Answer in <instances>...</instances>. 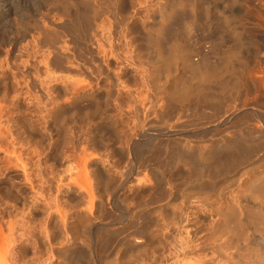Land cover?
Instances as JSON below:
<instances>
[{
  "label": "rangeland",
  "instance_id": "374dc122",
  "mask_svg": "<svg viewBox=\"0 0 264 264\" xmlns=\"http://www.w3.org/2000/svg\"><path fill=\"white\" fill-rule=\"evenodd\" d=\"M183 1H186V4L181 7ZM191 1L193 0H0V106L7 104L8 101L10 103L11 100L17 102L14 110V127H16L19 138L25 145L43 154V166L49 171H53L55 181L65 179L69 180V182L66 181L67 183L76 184L79 187L83 185L85 178H81L76 173L69 174L70 157L74 155V150L82 142L81 138L86 139L87 136L94 138L96 135L101 137L100 140L104 143V147H100L103 152H99L101 151L100 147V150L95 149L96 152L99 150V155L103 154L104 156L99 162L102 168L101 180L105 182V180L108 181V178L112 179L110 181L113 182V185L116 184L114 186L117 188L116 190L113 188L111 190V187L110 189L103 188L106 191L102 189L98 193L102 196L101 203L94 213L96 227L87 232L91 236L90 246L86 245L88 248L85 244L71 247L67 237L58 231L59 228L52 229L54 230L53 235H56L52 239V248L56 252L53 258L54 264H150L152 259H168L174 253L178 243V237L175 234L179 220L178 207L185 203V195L195 188L194 185L197 183L195 177L199 173L198 165L192 164L194 162L196 164L197 161H194V158L197 160V155L183 154L186 159L184 156L181 157L179 145L182 148L184 145L181 144L188 143L193 147L196 145L198 148L200 145L207 144L208 141H214V143L217 141L221 145L224 142L227 146L242 141L251 143L257 140V129H264V28H262L264 25L262 24V21L264 22V0H205V2L201 0L203 3L199 0L202 7L197 15V23H193L195 19L193 15L190 16L193 4ZM205 10L211 12L210 23L205 17ZM246 11H251L254 18L250 17L252 22L249 20L247 23L251 26L248 25L247 28L244 24L243 29L247 28L251 33L255 32L254 37L257 44L248 42L247 34H243V29H240L241 21L239 23V19ZM253 13L257 16H254ZM222 18L227 21L223 22ZM214 23H217L216 26ZM259 23L262 24V27H258L261 26ZM228 25L230 28L233 26L231 29L235 33V39L228 32L224 33L226 30L223 28ZM256 28L257 32L253 31ZM181 31L183 32L181 33ZM153 37L158 41L162 40L161 43L166 51L180 41L178 50L180 53L184 51L182 54H189L194 63L202 65L204 62L203 65L205 64L209 68L217 65L221 61L222 57L220 56H223V54L220 55V52L228 51L231 46L230 49L233 50L237 46L240 50L237 52H240L237 57H240L238 60L232 56V67L234 68L233 71H230L231 75L228 72L225 74L228 77L224 75L223 79L218 78L222 82L215 80L212 86L202 87L203 93L197 94L198 96L193 94L188 97L182 92L181 86L179 91L178 89L173 90L176 95L171 98L176 103L174 106L168 104L172 108L169 106V109L165 108L162 111L158 107L160 113L157 114L155 111L157 106L154 101L156 95L149 82L151 80L153 83L155 80L157 83L155 85L154 82L153 85L161 87L163 79H166V74L169 71L165 72L166 69L163 71V68L155 64L153 50L150 46ZM186 37L188 38L186 39ZM222 38L224 43L221 41ZM236 43L238 44L236 45ZM182 44L183 46H181ZM220 45H223V48L219 47ZM216 48L220 49V56L217 54L218 51H214ZM257 49L259 50L258 55L255 53ZM242 58L249 61L246 64L248 66L246 70L250 69L251 73L248 72V75L244 63L241 62ZM214 61L215 63H213ZM180 62L170 69V72L173 73L176 70L174 75L179 74V71L183 72L181 67L184 68V66H178ZM187 73L189 74V71ZM257 76L259 78H256ZM117 81L120 85L119 88H117ZM190 83L192 82L189 81V86L193 85ZM85 85L90 86V89L73 98V86ZM222 86H225V90ZM238 86L241 90L237 88ZM160 90L157 88L158 95ZM136 98L139 99V102ZM160 98L163 96L159 95L158 100L155 99L159 101L158 106L163 104ZM196 103L197 105H195ZM63 104L66 106L59 107ZM137 105H141L145 111L146 116H143L142 123L138 122L139 119L134 113ZM50 108L53 111L48 114L47 111ZM118 109L124 112L118 113ZM239 119L241 120L238 121ZM134 125L137 128H132V130L134 129V136L138 137L135 140H147L145 145L148 147L154 140V136L151 138L150 136L165 127H176L181 132L179 135H174L171 142L163 138L165 143L161 141L160 144H157V150L153 152L154 156H150L151 154L147 156L146 151L142 150L144 152L133 151L129 155L126 154L127 157H125L126 146L124 149L125 142L120 138L121 133H127L125 131H129L130 127ZM243 132L248 136L245 137ZM252 132H256V134ZM240 135L244 138H241ZM249 136L251 137L249 138ZM210 142L203 147L209 146ZM168 143L173 144L174 148H170L171 145ZM262 144L256 148L253 147L252 151L243 146L247 150L244 148L241 150L247 154L249 152L254 154V156L252 155L254 159H250L239 169L238 166L237 169L232 167L229 170L230 173L227 170L228 173L225 172L217 176L221 177L214 181V183L217 182L215 185L221 187V183L226 189V191L223 189L224 192L220 189L219 191L222 190L220 193L226 195L228 192L239 191V185L245 178L239 177L241 176L239 171L249 163L250 166L252 163L253 167L263 163L264 142ZM159 149L161 150L159 151ZM217 150L220 151H217V155H223L222 149ZM140 154L144 156V159L146 158L141 165V170L143 171L145 166L151 167V169L149 168L150 179L148 178L146 183L144 179H141L142 174L139 173L141 172L139 169L140 159L143 158L142 156L140 158ZM251 154L249 153L250 157ZM170 156L172 161L169 160ZM165 157L168 158L165 159ZM159 158L160 160H158ZM165 160L169 161H167V165H165ZM160 161L164 163L162 164ZM184 161L187 162V165L184 164ZM189 162H191L190 165ZM257 162L259 164H256ZM158 163H161L163 168ZM191 165L192 167H189ZM193 167L195 168L193 169ZM161 171L165 173V178ZM253 171L254 169L251 172ZM194 172L195 174H192ZM234 179L239 180L238 183ZM0 181H3L0 182V196H4L7 201L12 203H18L19 208L28 202L15 174L4 175V177L0 175ZM189 182L190 184H186ZM228 184L229 186L226 187ZM219 191L217 190V192ZM72 193L67 187L60 199L67 210L73 212L77 208H83L85 201L80 199L79 203V200H76L77 194L74 196ZM169 202L173 206H168ZM162 212L167 214L163 216ZM34 219L38 226L36 235H33L35 241H32L29 248L23 252L22 259H25V262L30 261V264H45L44 260L48 253L45 246H41L38 240L39 233L43 228L42 216L36 215ZM99 230L103 235L101 242L98 238L96 239ZM7 233L8 231L5 232V235ZM135 235L136 237L141 235L140 238L142 237L141 239L147 243L144 250L139 251L129 243ZM5 240L1 235L0 258L8 251L9 247L7 246H10L7 245L10 242L4 243ZM41 259H44L43 262L40 261Z\"/></svg>",
  "mask_w": 264,
  "mask_h": 264
},
{
  "label": "bare ground",
  "instance_id": "6f19581e",
  "mask_svg": "<svg viewBox=\"0 0 264 264\" xmlns=\"http://www.w3.org/2000/svg\"><path fill=\"white\" fill-rule=\"evenodd\" d=\"M193 1H191L193 4L189 3L190 1L188 2L189 4H192L191 5V7H192L191 13L192 14L190 16L192 17V15H193V18L196 20L198 18L197 15L199 13V10L202 7V3L205 2V0H202L203 2L200 0L202 3L198 2L199 0H196L195 2H193ZM185 2L184 1L182 3L180 2L182 4L181 7H184V4H186ZM186 6H188V5H186ZM221 8H223V7H221ZM205 11H206L205 17L207 18L208 23H210L211 16H212L211 12L209 10H205ZM256 13H257V11L255 12V14ZM203 14H205V13H203ZM255 14H254V16H257ZM226 15H228V14H226ZM215 17H216V15H215ZM250 17L251 18L253 17L251 11L250 12L246 11L242 15V17L240 16V19H239V23L241 21L240 29L241 28L243 29V27H245V26L247 27L248 25H250L247 23L250 20ZM223 18L226 19V17H223ZM223 18H222V21L226 22L227 20L224 21ZM227 18L229 20V17H227ZM195 20L193 23L198 22V19L196 21ZM199 22H200V20H199ZM212 23H213V21H212ZM200 24L203 25V23H200ZM200 24H198V25H200ZM214 24L216 26L217 23H214ZM244 24H245V26H244ZM262 24H264L263 21H262ZM262 24H260L261 26H258V27H262ZM191 26H192V24H191ZM186 27H187V25H186ZM189 28H191V27H189ZM201 28H202V26H201ZM201 28L199 27L200 30H201ZM231 28L229 27V25H228V27H224L223 29L226 30V32H224V33L228 32L229 34H231L233 36V39H235V37H234L235 33L233 32V30ZM247 28H244L242 30L243 34H245V35L247 34L246 37L248 39V42L250 41L253 44H257L256 40H255L256 38L254 37L255 32L251 33L249 31V29H247ZM262 28H264V25ZM209 29H210V26H209ZM216 29H218V28H216ZM174 30L176 31V29H174ZM185 30H184V33H185ZM193 30H195V29L193 28ZM256 30H258V29L256 28L253 31H256ZM191 31H192V29H191ZM182 32L183 31H181V33ZM188 32H190V31H188ZM191 34H194V33H191ZM231 35H229V36L232 37ZM169 38L171 39L172 37H169ZM187 38L188 37H186V39ZM149 39L152 40V38H149ZM174 39H176V38H174ZM183 40H184V38H183ZM219 40H221V39H219ZM161 41H158V39L154 38L152 40V42H150L151 43L150 44L151 49L153 50L152 55L154 56L155 64H158V66L160 68H163V71H164V69H166L165 72L169 71V72H167L168 74H166V79L165 80L163 79L164 82L161 85V87H157V86L153 85L155 80L153 81V83L151 82V80L149 82L151 88L155 92L154 94L156 95V97L153 94L155 99L158 100L157 97H159V95L163 96V98H160L163 101V104L160 106H158L159 101H156L154 99V101L156 102L155 106H157V107H155V111L157 112V114H158L159 110L162 111L165 108L169 109V106L171 104H173L171 106H174V103H176V102L171 97L175 96L176 93L173 92V90L176 91L178 89V91H179V88L182 87L181 88L182 92H184L186 95H188V97L193 95V94L194 95H197V94L200 95L203 93L202 87H205L206 85L212 86L214 84L215 80L219 81L220 79H218V78H222L225 74H228V72L230 73V71L234 68V67H232L233 66L232 56H235V58L238 60L240 57V56L237 57L238 54H240V52L237 53L238 51H240V50H238V48L236 46L238 43H236V45H234V46H236V48L234 47L235 50L230 49L232 47L231 46L229 48V50L224 51V53L220 52L219 51L220 49L216 48L214 51H216V52L218 51L217 52L218 56L223 54V56H220V57H222V58H220L221 61H219V63L216 62L217 65L215 64L211 68H209L208 66H207L208 67L207 68L205 66V64L203 65L204 62L202 63L203 66L200 64V62H198L202 66L201 67L200 65L194 63L191 60V56L189 54L184 55V54H182V52H184V51H182L181 53H180V51H178L180 49V47H179L180 41L177 42L178 44L175 42L177 45H174L172 48L170 47V49H168V51H166L164 49V46L161 43ZM221 41H222V43H224L223 38ZM224 41H225V39H224ZM168 42H169V40H168ZM172 42H174V41H172ZM182 42H184V41H182ZM185 43L187 44V42H185ZM217 45H218V43H217ZM181 46H183V44ZM222 46L220 45L219 47H222ZM200 47H201V45H200ZM152 50H150V51H152ZM222 50H224V49H222ZM258 51L259 50L257 49L255 51V53L257 54ZM219 52L221 53L220 55H219ZM211 54H213V53L211 52ZM209 55H210V53H209ZM242 55H244V54H242ZM193 57H192V59H193ZM241 60H242L241 62L244 63L243 65L245 66V70H246L248 67L246 64L249 61H247L246 58H245V60L243 58ZM179 61H181V62L179 63L180 65H178V66H180V67L182 65L184 66V68L181 67V70L183 69V72L179 71V74L174 75V73H176V70L174 69L175 72L173 73V72H170L171 71L170 69L173 66H177ZM211 61H213V60H211ZM208 62H209V59H208ZM208 62H207V64H208ZM181 63H183V64H181ZM210 63L212 64V62H210ZM213 63H215V61ZM180 67H178V68H180ZM203 67H204V69H203ZM243 69H244V67H243ZM178 70H180V69H178ZM184 70H186L185 71L186 74L184 73ZM245 70H243V71H245ZM249 70L250 69H248V71L246 70L247 75H248ZM188 71H189V74L187 73ZM249 73H251V72H249ZM252 74H254V73H252ZM230 75H231V73H230ZM226 77H228V75ZM256 78H259V77L257 76ZM261 79H263V78H261ZM189 81L192 82L193 85L189 86L188 85ZM156 83H157V81L155 82V85H156ZM158 83L161 84L162 82L161 83L158 82ZM192 83H190V84H192ZM260 83H261V81H260ZM242 85H239V86H242ZM239 86L237 87L238 89H239ZM119 87H120V85L118 84V81H117V88H119ZM224 87L222 86V88L225 90ZM260 87H262V86H260ZM157 88H158V90H160L162 88L160 90L159 95H158ZM226 88H227V85H226ZM88 89H90V86H88V85L73 86V98L78 97L82 92L87 91ZM163 89H164V91H163ZM239 90H241V89H239ZM226 91H227V89H226ZM201 97H202V95H201ZM136 99L139 102V99L138 98H136ZM65 101H66V99H65ZM8 102H7V104L0 106V175H1V177L2 176L4 177V175L15 174V177L18 180L17 182H19L20 187L22 188L23 194L26 195L28 198V202L25 204H22V207L19 208L18 203H14V202L12 203L9 200L7 201L4 196H0V234L2 235L3 240L6 239L4 242L5 244L10 242L9 244H7V245H10V246H7V247H9V248H7L8 251H6L4 256L0 258V264H30L31 263L30 261L25 262L26 260L24 259L25 260L24 261L22 259V255H23V252L26 249H28L29 246L32 244V241H35L33 239L34 238L33 235H36V231L38 230V226L36 225V220L34 219V217L36 215L42 216V224H43L42 225L43 228L41 229V231L39 233V238H38L39 244L43 247L45 246V248H46L48 255L46 254L47 257L45 259L48 261V264H54L53 258L55 257L56 252L52 248V243H53L52 239H53V236H56V235H53L54 230H52V229L57 227V228H55V230H57L59 228L58 231H60L62 233V235L64 234V236L67 237L68 244H70L71 247H74L76 245L81 246L80 244H83V245L85 244V246L89 244V246H90L91 236L87 232L92 231L93 228L96 227V223H95L96 219H95L94 213H95V211H97L96 210L97 207L100 206L99 204L101 203V197H102L98 193H100L99 191L102 190L103 188L110 189V187H111V190H112V188H113V190H116L117 188H115V186H114L116 184L113 185L112 184L113 182L110 181L112 179L109 180V178H108V181L105 180V182H103L104 180H101L100 172L102 171V168L100 167L99 162L101 161V159L104 156L102 154V156H103L102 157L98 153L103 152L101 147H104L103 146L104 143L100 140L101 137H99L97 135L94 138H92L91 136H87L86 139L81 138V139H83L82 142L79 143V147L76 150H74V152H73L74 155L72 157H70L71 159L68 162L71 164L69 174L71 175L73 173H76L81 178L82 177L85 178L84 179L85 182L82 183L83 185L78 187V185H76V184L67 183L66 181L69 182V180H65V179H61L60 181H55V176H54L53 171H49L47 168H45L43 166V163H42L43 154L40 151L33 149V148L29 147L28 145H25L21 141V139L19 138V135L17 134L16 129H15L16 127H14V125H15L14 124V114H15L14 110L16 109L15 105H17V102L15 100L14 101L11 100L10 103H8ZM168 104H170V105L168 106ZM176 105H175V107H176ZM195 105H197V103ZM47 106H49V105H47ZM62 106H66V105L65 104L59 105V107H61V108H62ZM49 107H51V106H49ZM56 107H58V106H56ZM158 107H159V110L157 109ZM45 109H47V108H45ZM186 109H187V107H186ZM50 111H53V109L51 110V108H50V110L47 111V112H49L48 114H50ZM121 111L122 110H119L118 113H120ZM123 112H121V113H123ZM45 113L46 112L44 111V114ZM52 113L54 114V112H52ZM134 113H135L136 117H138V119H139L138 122L142 123V118H144L143 116L145 115L144 114L145 113L144 108L141 105H137ZM260 115H261V113H260ZM48 116H50V115H48ZM48 116H45V117L50 118ZM236 118H235V120H236ZM240 120L241 119H239L238 121H240ZM143 125H144V122H143ZM135 126L136 125H134L133 127H130L131 131L130 130L125 131L127 133H123V134L121 133L122 136L120 138H122L123 142H125L124 143L125 145L122 143L124 145V149L126 146V150L124 151L125 157H127L126 154L129 155L133 151L134 152L138 151V153H140L139 151H142V150L146 151L147 156L150 154H151L150 156H154L153 152L157 150V148H156L157 144H160L161 141L163 143H165L162 140L163 138H166V139H168V142H171V140L173 139V136L177 135V134L179 135V132H181V131H178L177 130L178 128H176V127H174L176 129H174L170 126L165 127V129L159 130L156 134H153L150 136V138L152 136H154V140L151 141V144L148 147L145 145V142L147 140H145V139H143L141 141L135 140V138L137 137V136H134V131H133L135 128H137ZM132 128H134V129L132 130ZM248 129H249V127H248ZM253 130L256 131V129H253ZM252 133L256 134V132H252ZM204 134H206V133H204ZM239 134H240V132H239ZM242 134H244V132ZM244 135L246 137L247 134H244ZM256 135H258L257 140L253 139L255 142L249 141L251 143H248V141L246 140L247 141L246 143L244 141L238 142V143L236 142L234 145L232 143L231 146H229V145L227 146V144H225L224 142L221 145L216 140H215L216 143H214V141L213 142L208 141L211 144L209 143V146H206L205 148L203 146L208 145V142H207V144H205L203 146L200 145L201 148L200 147L196 148L195 144H193V145H195L193 147L188 143L181 144L182 146L184 145V147L181 146L182 148H180V145H179V149H180L179 155L181 157L184 156L185 154H187V155L193 154V156L197 155L196 156L197 160H195V158L193 157L194 161H197L196 164L194 161H193L194 163H192L196 166L198 165L197 168L199 167L198 175L196 174L197 176L196 175H195L196 177L194 176L195 178H197L195 180L197 183H195V185H194L195 188H193L192 191L190 189V191L192 193L191 192H189V194H186L187 192L184 193V194H186L184 197V198H186V201L183 205H180L178 207L179 208L178 209V211H179V215H178L179 218L178 219L179 220L177 223V227L175 228L176 229L175 234L178 237V243L176 244V249H175L174 253L168 259H152V261H150V264H264V159H263L264 157H262L263 163L261 161L260 162L258 161L259 163H262V164H259L258 162L256 163V164L260 165V166L257 165V167H259L257 170H255V168H257V167H255V166L253 167L252 163L250 166V163H249V165H246V167L244 166L245 168L242 169L241 171H239V172H241L240 173L241 176H239V173H237V175L239 177H245L244 179L242 178L243 182L241 185H239L240 186L239 191H237V192H235V191L234 192H228L227 191L228 193L226 195H223V193H220V192H222L223 189L226 191V189L223 187V184L220 183V185L222 187L221 188L219 185H215V183L217 184V182L214 183V181H216L219 177H221V176L217 177L218 175H220V174L222 175V173L227 172V170L229 171L230 168H232V167H236V169H237V166H238V169H239L240 166L247 164L246 162H249L250 159H254V157H252V155L254 156V154H251V152H249V151H252L253 147L256 148L257 146H259L260 144H262L264 142V129L258 128ZM143 137H145V136H143ZM240 137L244 138V137H242V135H240ZM250 137L251 136H249V138ZM241 138H240V140H241ZM168 144L171 145V143H168ZM228 144H229V141H228ZM172 145L170 146V148L173 147ZM176 146H177V144H176ZM176 146H175V148H176ZM243 146H246L248 148V150L250 149L248 152L251 154V157L249 156V153L247 154V152H244L243 150H241L242 148L247 150L246 147H243ZM99 147H100L101 151H99L100 150ZM93 148H94V150L99 149L98 150L99 152L98 151L96 152V150L94 151ZM217 149H220V150L222 149L221 153H223V155L220 156L218 154L219 155L218 156L217 155V151H218ZM160 150L161 149H159V151ZM142 152H144V151H142ZM218 152H220V151H218ZM173 153H175V152H173ZM155 154H156V152H155ZM162 155H164V154H162ZM141 156H142V154H140V158H141ZM180 156H179V158H180ZM142 157L143 158L140 159V163H139L140 164L139 169L141 171L139 173L142 174L141 179H144V182L146 183L150 179L149 178L150 177L149 168L151 169V167L145 166L147 164L146 163L144 165L145 166L144 170L143 171L141 170V165L143 164V161H145V159H146V158L144 159V156H142ZM157 158H158V155H157ZM160 158H162V157L160 156ZM160 158L158 160H160ZM166 158H168V157H165V159ZM184 158H185V156H184ZM162 159H161V161H163ZM147 160L150 161V159H147ZM147 160H146V162H147ZM169 160L172 161V157ZM167 161L165 160V163H166L165 165H167V163L169 162V161L168 162ZM191 162H189V165ZM149 163H151V162H149ZM149 163H148V165H149ZM161 163L160 164L158 163V165H160V167L163 168L162 164L164 162L162 164ZM186 163L184 161L185 165H187ZM256 164H254V165H256ZM189 167H192V165ZM195 167H193V169ZM249 168H251L252 170L254 169L255 172L254 171H253L254 173L251 172L252 170H248ZM158 170H159V168H158ZM164 171L167 172L166 170H164ZM192 172H193V170H192ZM162 173H164V172H162ZM229 173H230V171H229ZM192 174H195V172ZM226 174H224V175H226ZM164 176H165V173H164L163 177ZM194 177H193V179H195ZM215 177H217V178L215 179ZM164 178H163V181L165 180ZM160 179H162V178H160ZM231 179H233V178H231ZM1 180H3V179H1ZM187 180H188V178H187ZM189 180H190V178H189ZM234 181H236V180L234 179ZM238 181H236V183H238ZM0 182L2 183L3 181H0ZM168 184H169V182H168ZM186 184H190V182L186 183ZM185 186H187V185H185ZM217 186H218V188H216ZM227 186H229V184L226 185V187ZM67 187L69 188V191L73 192L72 194L74 196H76V194H77L76 200H79V203L81 202L80 199H83V202L85 201L84 207L82 206L83 208H77L73 212L67 210L65 204L60 199V196L65 192V190H67ZM192 187H190V188H192ZM220 189H222V190L219 191ZM103 190L106 191V189H103ZM217 190L219 192H217ZM224 190H223V192H224ZM161 195H162V193H161ZM166 195L167 194L165 193V196ZM181 202H183V201H181ZM170 203L171 202H169L167 205L168 206L171 205ZM171 206H173V205H171ZM162 213H164V212H162ZM166 214L164 213V215L163 214L162 215L165 216ZM36 228H37V230H36ZM5 229H6V231H8V233L6 234L7 236L5 235L6 231L4 232ZM3 233H4L5 237H4ZM55 234H56V231H55ZM136 235H138V234H136ZM136 235H135V237L133 236L134 238L132 237L133 239L130 237L132 240L130 239L131 242H129V243H131L132 246L134 245V247H136V249H138L139 251L141 249L144 250L146 248L147 243L143 239H141L142 237L140 238L141 235L139 237L138 236L136 237ZM102 236H103L102 232L99 230V232L96 234V239L98 238V240L101 242L103 239ZM88 253H89V251H88ZM140 255H141V253H140ZM42 260H44V259H41L40 261H42ZM46 260H44L45 264L47 263ZM78 260H80V259H78ZM78 264H80V263H78ZM139 264H144V263H139Z\"/></svg>",
  "mask_w": 264,
  "mask_h": 264
}]
</instances>
